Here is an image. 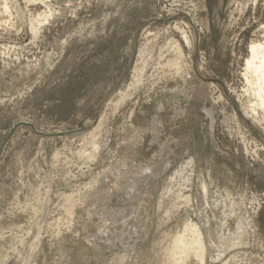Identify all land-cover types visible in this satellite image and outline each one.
I'll return each instance as SVG.
<instances>
[{"label": "rangeland", "instance_id": "obj_1", "mask_svg": "<svg viewBox=\"0 0 264 264\" xmlns=\"http://www.w3.org/2000/svg\"><path fill=\"white\" fill-rule=\"evenodd\" d=\"M253 41L264 0H0V264H117L121 231L126 264H173L185 221L208 250L183 264H264V118L243 114ZM190 159L184 202L173 175ZM225 191L251 224L220 253Z\"/></svg>", "mask_w": 264, "mask_h": 264}, {"label": "bare ground", "instance_id": "obj_2", "mask_svg": "<svg viewBox=\"0 0 264 264\" xmlns=\"http://www.w3.org/2000/svg\"><path fill=\"white\" fill-rule=\"evenodd\" d=\"M52 15H53V12L51 10H49L48 7H46L44 11L37 13L36 17L30 19L29 26H30V30L34 33V37H36L37 33L39 32L40 26L43 25L44 23H46L49 20V18L52 17ZM163 46L164 45H162V47ZM173 48H174L173 52L177 53L176 56H178V54L179 55L181 54V51L179 49L180 47L174 45ZM168 49H170V48H168ZM161 56H162V54H161ZM244 60H245V62H244V69H243L244 74H243V76H244V80L246 83V88L244 90L246 93L250 94L252 102L249 101L251 103L248 107L244 106L245 112L243 114H245L247 117H250L252 120H255L258 117V116H256L258 114L257 112L260 111L262 117L264 118V41H253V42H251L248 46V56ZM146 61L143 62L142 66L140 68H138V69L134 68V74L145 69V67L147 66ZM170 63L172 66H177L176 59H174V60L172 59V61ZM160 65H163V64H160ZM156 66H158V65H156ZM136 84H138V83H136ZM261 119L262 118H260V120ZM262 121H263V119H262ZM191 167H192V161L190 159L185 163L184 166H182L178 170H176L174 172V175H173L176 178L175 181L178 182V187H179L177 198L180 197V199L184 200V202L190 201V194H185L182 192V190L185 189L187 187V184L190 182V180H192L191 179V174H192ZM174 177L173 178L171 177L172 180L175 179ZM201 189H202L203 196L208 195L209 189H208V185L206 183L201 182ZM231 196H232V194L228 191H225L223 193L217 192V194L215 196H212V203L215 204L216 206L219 205L222 208V218L219 220V224L216 227V235H220L221 239H223L226 242L225 243L226 245H224L223 248L221 245V248L223 250L221 249L222 252L219 250L220 253H223V251H225V249H228L230 246H234L235 244H238L240 241L239 240L240 237L247 232V230L251 224L250 218L246 213L243 212V213H238L237 215H235L237 212L240 211V208H239V204H235V202L233 200H231ZM230 215L237 216V224L235 223L236 227L233 231H229L228 229H226V231H223V228L225 225V218L227 216H230ZM129 216H130V213L129 214H125V213L122 214L120 219H118L116 222L113 223L114 228H117L119 226L122 227L125 224V222L128 220ZM113 224H110V225H113ZM110 225H101L99 230L101 232H106ZM120 230H121V228H120ZM120 230H118V231H120ZM139 230H141V229H139ZM201 231L202 230H200L199 227L196 224L192 223L191 221H185L183 223V228L180 231H177V233L173 236L172 248L170 249V252H169V255L172 257L168 256L169 260L171 258V260H170V261H172L171 263H173V260H175V263H173V264H183V261L185 260L184 258H186L190 254H192L196 258H199L200 261L204 258V255L207 253L208 249H207L204 237L202 235L203 233ZM122 232L123 231L120 232L121 234H120V240H119V242L122 245V254L118 255L117 258L115 259L117 264H126L130 260V254H131L132 250L136 248V246H131V247L129 246V241H128L127 237H125L122 234ZM220 236H218V237H220ZM244 236H246V235H244ZM214 241L210 243V246L215 247L217 249V245L215 246L213 244ZM222 244H223V242H222ZM242 245H243V243H242ZM235 246H237V245H235ZM132 247H134V248H132ZM216 252H218V251H216ZM133 260H135V259H133ZM109 264H114V263L111 262Z\"/></svg>", "mask_w": 264, "mask_h": 264}, {"label": "water", "instance_id": "obj_3", "mask_svg": "<svg viewBox=\"0 0 264 264\" xmlns=\"http://www.w3.org/2000/svg\"><path fill=\"white\" fill-rule=\"evenodd\" d=\"M17 125H23V126H26V125H28V126H31L30 124H28V123H24V122H20V123H18V124H16L15 126H17ZM14 126V127H15ZM83 128H84V125H83V122H79L78 123V129L77 130H74V131H68V132H63V133H57V134H52V135H66V134H70V133H76V132H79V131H81V130H83ZM34 132H36L37 134H40V135H48V134H44V133H41V132H38V131H36L35 129H34Z\"/></svg>", "mask_w": 264, "mask_h": 264}]
</instances>
